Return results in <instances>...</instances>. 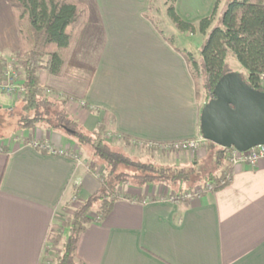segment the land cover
I'll return each instance as SVG.
<instances>
[{
  "label": "crops",
  "instance_id": "crops-1",
  "mask_svg": "<svg viewBox=\"0 0 264 264\" xmlns=\"http://www.w3.org/2000/svg\"><path fill=\"white\" fill-rule=\"evenodd\" d=\"M79 1L87 23L65 73L41 71L40 85L74 98L66 109L87 131L101 122L109 133L157 144L201 137L202 101L188 64L145 17L149 0ZM215 2L176 0L175 9L197 22ZM18 47L9 0H0V55ZM10 101L0 95V105ZM24 132L0 141V264H43L59 208L100 188L69 136L40 126ZM170 192L127 188L79 234L74 264H264V161L232 167L227 184L191 199L163 198Z\"/></svg>",
  "mask_w": 264,
  "mask_h": 264
},
{
  "label": "trees",
  "instance_id": "trees-1",
  "mask_svg": "<svg viewBox=\"0 0 264 264\" xmlns=\"http://www.w3.org/2000/svg\"><path fill=\"white\" fill-rule=\"evenodd\" d=\"M175 1H164L166 14L174 27L183 34L204 36L199 61L191 52L176 48L188 64L197 100H201L203 105L213 97L212 91L219 78L233 71L227 61L229 55L235 57L245 69V75L239 74L248 85L264 91V0H225L219 13L218 8L223 0H216L211 14L197 22L182 19L175 9ZM152 3L153 0H149L148 10ZM9 4L17 28L19 47L12 54L15 61L0 55V76L8 67L22 71L21 104L18 109L15 105L8 108L16 126L28 130L44 123L48 129L63 130L78 145L90 146L93 157L105 165L99 190L83 200L62 222H53L47 233L44 260L47 259L49 249H53L54 264H74V250L79 234L89 223L105 217L116 198L127 197L126 193L119 190L120 186L135 185L142 188L155 181L174 186L188 184L196 171L194 168L155 166L134 161L113 149L105 140L107 130L103 123H98L94 131H87L72 117L66 107L74 98L65 94L62 97L53 96L48 94L50 88L40 85L41 71L61 76L67 67L77 38L87 22V8L79 0H9ZM145 17L169 44L175 46L172 38L164 33L148 11ZM26 142L29 143V140ZM206 143L214 153L215 168L201 175L196 173L198 179L194 183L211 185L212 190H215L231 179L232 166L227 160L231 148H223L208 140ZM130 166L140 172H129L127 168ZM97 168V162L90 167L93 172ZM180 188L173 198L175 201L185 199Z\"/></svg>",
  "mask_w": 264,
  "mask_h": 264
},
{
  "label": "rangeland",
  "instance_id": "rangeland-1",
  "mask_svg": "<svg viewBox=\"0 0 264 264\" xmlns=\"http://www.w3.org/2000/svg\"><path fill=\"white\" fill-rule=\"evenodd\" d=\"M164 1L165 0H153V3L151 4V9L148 10V14L151 16V18L157 21L159 26L163 29L164 33L168 37L172 38L175 47H177L179 50L185 49L186 51L191 52L197 60L198 58H200L201 45L204 41V36L200 34L188 35L179 32L174 27L172 21L166 14V6L164 5ZM224 2L225 0H223L220 3V6L218 8V13L220 12L222 5H224ZM12 54L13 53H11L9 57L7 56L8 57L7 60L15 61V58L13 57ZM227 61L230 63V66L233 69V71L242 73L244 75L246 74L245 69L236 60L235 57L229 55L227 57ZM15 71L18 73L17 81L18 80L20 81L22 78V71L21 69ZM64 73L65 71L63 72V74ZM61 76H55V77H61ZM1 77L2 76H0V78ZM3 94L11 98L10 101L11 104L1 102L0 105V141L2 140L6 142L7 140H10L12 142L13 141L17 142L20 141V137H22V135L25 132L23 129H19L16 126L14 116L10 115L9 112L10 110L8 108L13 105H15L16 109L19 108V105L21 104L20 101L21 94L7 93L1 91L0 95ZM48 94H50V92H48ZM56 94L58 95L57 97H62L63 95L60 92H56ZM39 126L42 128H47V125L44 123L40 124ZM60 132L63 135L69 136L71 140H73L77 144L76 140L73 139L72 136L68 135V133L64 132L63 130H59V133ZM104 138L107 142H109V144L113 149L121 151L122 153L131 157L134 161H139L146 164H153L155 166H178L186 169L194 168L196 172H194V174L191 177V181L188 184L180 183L176 186L170 184L166 185L171 190V192L169 194H166V196H163V198H167L170 200H174L173 198H171V196L178 193L177 190H179V187H182L180 188L182 190L180 192L182 193V197H184L183 196L184 193L188 191H192L197 187L201 188L202 186H204L202 185V183L199 182L197 184L194 183L198 179L196 173L198 175H201L215 168L214 153L207 145L206 140L200 142L198 146V150L195 151V150H189L187 148H183L182 145H179L176 142L170 144H157V143L145 142L143 140H138V139H126L123 138L120 134H113V133H109L108 131L105 133ZM81 151L84 152L83 157L85 159L87 158L89 159L88 160L89 166H91L94 162H97L98 164L97 173L98 175H100V177L104 176L105 165L102 161L93 157L90 146L82 145ZM127 169L129 172L132 173L140 172L139 170H137L132 166L128 167ZM148 185L157 186L164 184L155 181ZM134 186L135 185H133V188H137ZM127 188L130 187L126 185L120 186L119 190L125 194ZM75 206H77L76 203L73 204L72 201H69L64 206L60 207L58 213L59 216L56 219L57 222H62L66 216L71 214L75 210L76 208ZM92 212L91 213L94 214L96 210ZM49 251L50 252L47 255V259L46 258L45 260L43 259L42 262L43 264H54V260L52 257L53 249H49Z\"/></svg>",
  "mask_w": 264,
  "mask_h": 264
},
{
  "label": "water",
  "instance_id": "water-1",
  "mask_svg": "<svg viewBox=\"0 0 264 264\" xmlns=\"http://www.w3.org/2000/svg\"><path fill=\"white\" fill-rule=\"evenodd\" d=\"M212 93L200 110L202 138L239 151L264 145V91L230 71L219 78Z\"/></svg>",
  "mask_w": 264,
  "mask_h": 264
},
{
  "label": "built area",
  "instance_id": "built-area-1",
  "mask_svg": "<svg viewBox=\"0 0 264 264\" xmlns=\"http://www.w3.org/2000/svg\"><path fill=\"white\" fill-rule=\"evenodd\" d=\"M17 77H18V73L12 68L8 67L5 70V72L2 74V77L0 78V92L3 91L7 93L21 94L23 90L20 83L21 80L17 81ZM262 85L264 86V77H262ZM204 140L205 139H203L201 136L196 139L179 141L176 143L182 145L183 148L197 151L200 142H203ZM227 160L232 167L243 164L256 166L260 161H264V145H258L250 149H247L245 151H239L235 148H231ZM98 176L100 177V175ZM211 190H212L211 185L202 186L201 188L197 187L192 191H188L184 193L183 196L187 199H191L203 192L211 191ZM174 197L175 194L171 196V198Z\"/></svg>",
  "mask_w": 264,
  "mask_h": 264
}]
</instances>
